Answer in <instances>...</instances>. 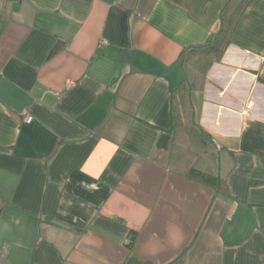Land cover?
Masks as SVG:
<instances>
[{"label": "crops", "instance_id": "crops-1", "mask_svg": "<svg viewBox=\"0 0 264 264\" xmlns=\"http://www.w3.org/2000/svg\"><path fill=\"white\" fill-rule=\"evenodd\" d=\"M229 1L0 0V264H264V0L191 91L226 189L170 165Z\"/></svg>", "mask_w": 264, "mask_h": 264}, {"label": "trees", "instance_id": "trees-1", "mask_svg": "<svg viewBox=\"0 0 264 264\" xmlns=\"http://www.w3.org/2000/svg\"><path fill=\"white\" fill-rule=\"evenodd\" d=\"M251 1L230 0L223 11V25L209 43L190 47L183 52L186 77L174 94L175 134L170 165L177 172L221 190L226 189L227 182L220 175L219 147L210 132L195 121L191 91L203 86L210 64L230 44L240 16Z\"/></svg>", "mask_w": 264, "mask_h": 264}, {"label": "built area", "instance_id": "built-area-1", "mask_svg": "<svg viewBox=\"0 0 264 264\" xmlns=\"http://www.w3.org/2000/svg\"><path fill=\"white\" fill-rule=\"evenodd\" d=\"M108 43V41H107V39H102V41H101V45H104V44H107ZM25 121L27 122V123H30V122H32L33 121V116L30 114V113H28V114H26V116H25ZM131 242H132V239L131 238H127L126 239V243L127 244H131Z\"/></svg>", "mask_w": 264, "mask_h": 264}]
</instances>
